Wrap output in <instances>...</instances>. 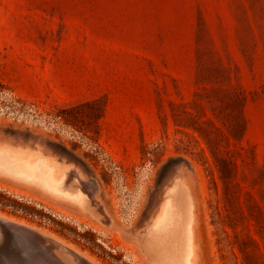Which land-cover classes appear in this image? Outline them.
<instances>
[{
	"label": "rangeland",
	"instance_id": "374dc122",
	"mask_svg": "<svg viewBox=\"0 0 264 264\" xmlns=\"http://www.w3.org/2000/svg\"><path fill=\"white\" fill-rule=\"evenodd\" d=\"M2 142L95 182L100 219L2 177L0 215L98 264H150L176 182L200 264H264V0H0Z\"/></svg>",
	"mask_w": 264,
	"mask_h": 264
},
{
	"label": "bare ground",
	"instance_id": "6f19581e",
	"mask_svg": "<svg viewBox=\"0 0 264 264\" xmlns=\"http://www.w3.org/2000/svg\"><path fill=\"white\" fill-rule=\"evenodd\" d=\"M14 146L0 143V178L37 189L49 199L101 218L99 205L91 203V198L94 201L96 197L94 181H85L39 149ZM190 193L188 186L176 182L146 226L143 251L150 264H200L195 244V205ZM76 250L25 223L0 215V264H98Z\"/></svg>",
	"mask_w": 264,
	"mask_h": 264
},
{
	"label": "water",
	"instance_id": "95a60500",
	"mask_svg": "<svg viewBox=\"0 0 264 264\" xmlns=\"http://www.w3.org/2000/svg\"><path fill=\"white\" fill-rule=\"evenodd\" d=\"M59 246H61L60 244H59ZM57 248H59V247H57ZM65 248V247H64ZM65 250L67 251V252H69V253H73V252H71V251H69L68 249H66L65 248ZM55 251H57L56 249H55ZM73 254H75V253H73ZM56 255H57V253H56ZM62 258V257H61Z\"/></svg>",
	"mask_w": 264,
	"mask_h": 264
}]
</instances>
